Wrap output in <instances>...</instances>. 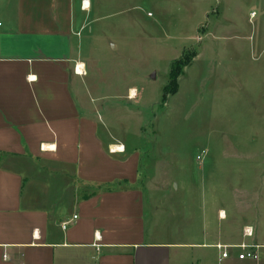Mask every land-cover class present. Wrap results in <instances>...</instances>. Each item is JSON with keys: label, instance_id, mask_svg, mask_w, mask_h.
<instances>
[{"label": "crops", "instance_id": "obj_1", "mask_svg": "<svg viewBox=\"0 0 264 264\" xmlns=\"http://www.w3.org/2000/svg\"><path fill=\"white\" fill-rule=\"evenodd\" d=\"M82 1L0 0V264H264L262 181L253 220L219 207L186 241L148 226L139 152L78 102ZM241 243L260 245L258 260L216 247Z\"/></svg>", "mask_w": 264, "mask_h": 264}, {"label": "rangeland", "instance_id": "obj_2", "mask_svg": "<svg viewBox=\"0 0 264 264\" xmlns=\"http://www.w3.org/2000/svg\"><path fill=\"white\" fill-rule=\"evenodd\" d=\"M88 2L81 29L87 92L78 102L139 152L130 166L136 171L140 156L148 226L186 241L219 207L229 209L231 223L258 217L264 0ZM182 57L192 62L163 102Z\"/></svg>", "mask_w": 264, "mask_h": 264}, {"label": "built area", "instance_id": "obj_3", "mask_svg": "<svg viewBox=\"0 0 264 264\" xmlns=\"http://www.w3.org/2000/svg\"><path fill=\"white\" fill-rule=\"evenodd\" d=\"M85 2H86V0H84L82 2V4H83L82 7L83 8H85V6H86L85 5ZM89 7H90V4H89ZM82 65H83L82 63H76V65H75V71L77 73H79V74H82V72H85V68ZM118 146H121L122 147V152L125 151V146L124 145H118ZM109 150L111 152H120V149L119 148L113 149L112 148V145L110 146ZM76 218L77 217L74 216V219H76ZM72 221H73V219L65 220L62 223V227L64 229H66L71 224ZM244 234H245V236H248V237L253 236V229L251 227H246L244 229ZM216 247L219 248V249H224L223 254H222L223 257H227L228 256V252L226 250L228 247H235L236 249L241 250V252L239 253V258L240 259L258 260V258H259L258 249L261 246L258 245V244H256V243H241V244H236V245L217 244Z\"/></svg>", "mask_w": 264, "mask_h": 264}, {"label": "trees", "instance_id": "obj_4", "mask_svg": "<svg viewBox=\"0 0 264 264\" xmlns=\"http://www.w3.org/2000/svg\"><path fill=\"white\" fill-rule=\"evenodd\" d=\"M193 55H196V53ZM191 62L192 59L190 57H182L181 59L175 60L173 62L170 71L169 83L164 87L163 98H162L163 102L167 101L168 96L177 93L179 89L178 79L180 75L183 73V69L189 64H191Z\"/></svg>", "mask_w": 264, "mask_h": 264}, {"label": "bare ground", "instance_id": "obj_5", "mask_svg": "<svg viewBox=\"0 0 264 264\" xmlns=\"http://www.w3.org/2000/svg\"><path fill=\"white\" fill-rule=\"evenodd\" d=\"M85 8L87 9L88 7H89V2L88 1H86L85 2ZM83 66V65H82ZM83 73V72H82ZM136 96V90L135 89H133V90H131V97H135ZM113 146V145H112ZM113 148V147H112ZM117 148H119L120 149V152H122V147L121 146H115L113 149H117Z\"/></svg>", "mask_w": 264, "mask_h": 264}]
</instances>
